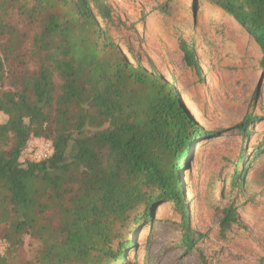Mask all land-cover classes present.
Here are the masks:
<instances>
[{
  "label": "trees",
  "instance_id": "trees-1",
  "mask_svg": "<svg viewBox=\"0 0 264 264\" xmlns=\"http://www.w3.org/2000/svg\"><path fill=\"white\" fill-rule=\"evenodd\" d=\"M204 1L252 37L264 68V0ZM122 26L107 0H0V222L10 228L0 264H118L166 202L194 244L181 168L209 132L174 84L131 46L134 63L122 53L112 35ZM178 44L202 80L195 44ZM253 118L238 125L245 134ZM34 138L51 143L48 158L23 159ZM255 172L264 180V167ZM237 220L226 207L222 228Z\"/></svg>",
  "mask_w": 264,
  "mask_h": 264
},
{
  "label": "rangeland",
  "instance_id": "rangeland-1",
  "mask_svg": "<svg viewBox=\"0 0 264 264\" xmlns=\"http://www.w3.org/2000/svg\"><path fill=\"white\" fill-rule=\"evenodd\" d=\"M107 1L126 23L112 30L122 53L134 63L131 46L145 68L174 84L209 132L195 142L181 168L194 244L184 242V218L166 202L157 206L150 224L136 228L118 264H264V180L255 172L264 167L260 47L230 14L204 0ZM180 36L195 44L202 80L184 62ZM248 116L254 118L245 134L238 125ZM242 151L245 159L237 165ZM28 158L25 150L23 159ZM236 169L246 178L235 188L230 178ZM229 205L238 220L222 228ZM9 232L0 222V252Z\"/></svg>",
  "mask_w": 264,
  "mask_h": 264
},
{
  "label": "built area",
  "instance_id": "built-area-1",
  "mask_svg": "<svg viewBox=\"0 0 264 264\" xmlns=\"http://www.w3.org/2000/svg\"><path fill=\"white\" fill-rule=\"evenodd\" d=\"M27 154L30 160L40 161L48 158L52 153V146L50 142L42 139L34 138L30 141L27 147Z\"/></svg>",
  "mask_w": 264,
  "mask_h": 264
}]
</instances>
